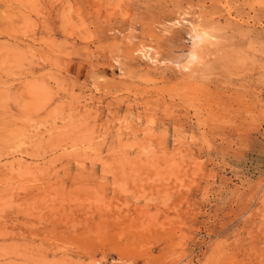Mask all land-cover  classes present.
Returning <instances> with one entry per match:
<instances>
[{
  "label": "rangeland",
  "instance_id": "1",
  "mask_svg": "<svg viewBox=\"0 0 264 264\" xmlns=\"http://www.w3.org/2000/svg\"><path fill=\"white\" fill-rule=\"evenodd\" d=\"M109 256L264 264V0H0V264Z\"/></svg>",
  "mask_w": 264,
  "mask_h": 264
},
{
  "label": "bare ground",
  "instance_id": "2",
  "mask_svg": "<svg viewBox=\"0 0 264 264\" xmlns=\"http://www.w3.org/2000/svg\"><path fill=\"white\" fill-rule=\"evenodd\" d=\"M190 36L192 41L188 48L189 50L185 53L182 64H179L184 69H189L194 63L203 57V52L205 51V46L208 40V33L198 28H193Z\"/></svg>",
  "mask_w": 264,
  "mask_h": 264
},
{
  "label": "built area",
  "instance_id": "3",
  "mask_svg": "<svg viewBox=\"0 0 264 264\" xmlns=\"http://www.w3.org/2000/svg\"><path fill=\"white\" fill-rule=\"evenodd\" d=\"M94 264H124L123 259L118 256H109L98 259Z\"/></svg>",
  "mask_w": 264,
  "mask_h": 264
}]
</instances>
